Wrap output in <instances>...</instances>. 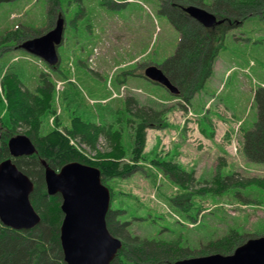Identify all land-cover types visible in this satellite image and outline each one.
I'll return each mask as SVG.
<instances>
[{"label":"rangeland","instance_id":"rangeland-1","mask_svg":"<svg viewBox=\"0 0 264 264\" xmlns=\"http://www.w3.org/2000/svg\"><path fill=\"white\" fill-rule=\"evenodd\" d=\"M160 6V0L0 1V75L9 68L35 91L39 77L46 74L53 103L52 111L41 116V134L55 127L56 118L65 130L71 116L78 115L94 123L102 118L114 121L113 127L123 129L125 142L130 125L136 124L124 109L126 97L164 111L165 126L145 129L138 169L107 181L110 206H123L132 232L146 238L182 234L195 249L190 238L204 242L231 227L244 242L263 236L264 186L257 181L264 178V163L246 158L241 143L243 128L251 127L257 117L254 92L264 87V15H253L228 31L203 88L186 99L143 77L144 68L163 64L180 40ZM58 13L65 23L63 41L58 46L60 61L51 68L16 47L15 37L20 31L46 32ZM2 108L0 118L5 119ZM70 142L93 156L108 150L101 137L94 150L78 137H70ZM154 159L192 172L193 181L181 186ZM214 175L221 181L231 175L236 185L219 191ZM184 189L193 192L188 201L177 198Z\"/></svg>","mask_w":264,"mask_h":264},{"label":"trees","instance_id":"trees-1","mask_svg":"<svg viewBox=\"0 0 264 264\" xmlns=\"http://www.w3.org/2000/svg\"><path fill=\"white\" fill-rule=\"evenodd\" d=\"M160 1L159 11L180 34L174 54L160 66L170 82L179 90L178 97L186 99L203 88L211 75L214 59L223 47L228 31L253 15H264V0ZM187 4L201 6L224 21L211 28L203 27L183 12L182 6ZM17 29L9 32H15ZM37 35L39 34L32 35L30 32L20 31L15 39L18 45L23 40ZM13 36L11 35V40L14 39ZM2 41L5 42L7 39ZM56 65L50 67L55 68ZM24 87L26 86L16 74L9 73V68L2 76L0 75V109L4 107L5 110V119L0 118V162L10 157L7 146L10 137L25 134L32 141L36 152L15 157L13 162L33 183L29 199L39 214L40 221L29 229H14L0 221V264H65L59 240V227L63 216L60 210L61 196L58 193L47 194L42 161L55 170L71 161L95 166L100 170L102 183L108 186L109 179L128 176L138 169V161L143 159L145 129L158 125L165 126L164 111L147 105H138L133 97H126L124 109L136 120V124L132 122L130 125L132 130L125 142L122 139L123 129L121 126L113 127L114 121L107 122V119L102 118L101 123H94L78 115L71 116V124L64 128L65 130L59 128L60 121L56 118L55 127L41 134V116L52 111V85L46 79V74L42 73L35 91H29ZM254 99L257 117L251 127L243 128L241 147L246 158L264 163V87L255 90ZM128 121L132 120H125L126 123ZM19 127H24L22 132L17 131ZM70 137H78L92 150L101 137L105 140L108 150L97 151L95 156L83 153L70 142ZM152 162L183 187L186 182H192L194 179L192 172L179 171L170 161L154 159ZM214 176L213 183H218L219 191L228 190L232 184L236 185V180H232L231 175L225 176L222 181L217 175ZM257 182L264 186V178ZM108 188L110 189L109 186ZM202 189L205 191L207 188ZM210 190L212 188H208V191ZM191 194L193 192L185 191L177 198L188 201L187 197ZM105 221L110 233L121 240V247L110 264H171L176 260L195 256L196 249H199L201 254L207 252L228 254L244 242L243 235L236 233L234 227L219 237L204 241L206 242L204 247H201L203 241L197 243L194 238H190L196 249L189 245L187 237L182 234L176 236L170 234L167 238L142 237L132 232L130 220L123 206L111 205Z\"/></svg>","mask_w":264,"mask_h":264},{"label":"water","instance_id":"water-1","mask_svg":"<svg viewBox=\"0 0 264 264\" xmlns=\"http://www.w3.org/2000/svg\"><path fill=\"white\" fill-rule=\"evenodd\" d=\"M183 11L203 27L219 24L210 11L197 6H183ZM63 36V18L46 32L23 40L19 47L53 65L58 62L57 46ZM144 75L178 94L162 69L149 65ZM11 157L36 152L25 134L9 138ZM47 194H60L63 214L59 227V240L65 264H110L121 247V240L106 226L105 216L110 204V191L101 181L100 170L78 161L67 162L55 170L42 161ZM33 190L31 179L17 168L9 157L0 162V221L14 229L34 227L40 216L33 208L29 196ZM171 264H264V235L250 238L236 246L231 253L219 252L187 257Z\"/></svg>","mask_w":264,"mask_h":264},{"label":"flooded vegetation","instance_id":"flooded-vegetation-1","mask_svg":"<svg viewBox=\"0 0 264 264\" xmlns=\"http://www.w3.org/2000/svg\"><path fill=\"white\" fill-rule=\"evenodd\" d=\"M58 15V14H57ZM64 25H65V23H64ZM52 27V26H51Z\"/></svg>","mask_w":264,"mask_h":264}]
</instances>
